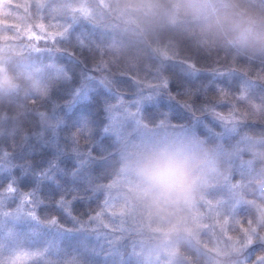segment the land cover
I'll use <instances>...</instances> for the list:
<instances>
[{
  "label": "trees",
  "instance_id": "obj_1",
  "mask_svg": "<svg viewBox=\"0 0 264 264\" xmlns=\"http://www.w3.org/2000/svg\"><path fill=\"white\" fill-rule=\"evenodd\" d=\"M101 1L88 17L76 16L69 40L29 39L24 53L2 61L16 87L0 91V193L14 190L12 206L33 197L39 216L9 224L6 251H48L66 264L102 262L77 233L62 231H75L76 222L98 212L104 186L121 166L120 143L106 133L115 94L131 98L165 87L143 121L177 124L184 119L175 107H187L200 120L199 139L220 150L223 167L239 166L226 153L240 133L264 137V0ZM34 7L46 24L64 16L58 0ZM82 89L88 96L78 100ZM234 108L244 118L240 133L210 137L221 123L210 131L202 126L214 112ZM244 169L242 177L250 178ZM180 248L196 261L194 250Z\"/></svg>",
  "mask_w": 264,
  "mask_h": 264
},
{
  "label": "rangeland",
  "instance_id": "obj_2",
  "mask_svg": "<svg viewBox=\"0 0 264 264\" xmlns=\"http://www.w3.org/2000/svg\"><path fill=\"white\" fill-rule=\"evenodd\" d=\"M58 1L64 16L46 24L34 7L41 0H0V66L5 67L2 61L9 55L24 53L29 39L69 40L76 16L86 18L97 7L96 0ZM141 90L138 87L135 92ZM164 90L165 87L145 88L131 98L114 93L116 100L109 105L106 133L120 143L121 166L104 186L105 196L98 212L85 222H76L75 231L62 233H77L86 240L93 257L102 261L100 264H264V260L258 261L264 257V137L240 133L244 118L236 108L226 114L214 112L208 128L202 127L208 131L220 122L221 127L214 134L209 132L210 137L219 139L240 133L233 140L234 149L226 153L240 164L237 169L222 166L195 193L189 189L165 199L154 212L152 204L157 202L149 203L150 191L122 166L126 148L148 137L165 140L179 136L204 145L198 137L200 120L191 119V110L185 106L175 107L184 119L177 124L169 120L151 127L143 121L145 107L159 104L157 97ZM242 92L245 95V90ZM87 96L88 90L82 89L77 99ZM213 150L220 153L216 146ZM244 167L250 178L242 177L244 172L240 171ZM13 196L11 189L0 193V264H66L53 261L48 251L5 250L7 246L2 241L9 224L39 217L33 197L20 199L12 206ZM161 211L164 215L157 219ZM181 245L186 251L194 250L196 261L182 253Z\"/></svg>",
  "mask_w": 264,
  "mask_h": 264
},
{
  "label": "clouds",
  "instance_id": "obj_3",
  "mask_svg": "<svg viewBox=\"0 0 264 264\" xmlns=\"http://www.w3.org/2000/svg\"><path fill=\"white\" fill-rule=\"evenodd\" d=\"M16 87L14 75L0 66V91ZM123 167L128 168L142 186L149 190L153 211L165 199L182 195L189 189L195 193L202 184L211 181L222 168L218 152L179 136L165 140L148 137L126 148ZM164 213L161 211L160 219Z\"/></svg>",
  "mask_w": 264,
  "mask_h": 264
},
{
  "label": "snow or ice",
  "instance_id": "obj_4",
  "mask_svg": "<svg viewBox=\"0 0 264 264\" xmlns=\"http://www.w3.org/2000/svg\"><path fill=\"white\" fill-rule=\"evenodd\" d=\"M260 260H264V257H260V258H258V261H260Z\"/></svg>",
  "mask_w": 264,
  "mask_h": 264
}]
</instances>
